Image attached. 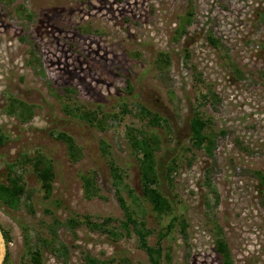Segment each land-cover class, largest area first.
<instances>
[{
    "label": "rangeland",
    "instance_id": "obj_1",
    "mask_svg": "<svg viewBox=\"0 0 264 264\" xmlns=\"http://www.w3.org/2000/svg\"><path fill=\"white\" fill-rule=\"evenodd\" d=\"M196 112L209 118L212 156L190 140ZM128 129L159 138L157 162L175 159L158 184L172 213L144 197ZM0 136V182L21 153L53 172L47 195L31 163L16 167L29 199L0 203L1 264L7 252L8 264H31L36 249L41 264H149L134 231H121L118 194L150 245L166 233L161 264H222L218 229L232 264H264V0H0ZM105 218L118 239L86 223Z\"/></svg>",
    "mask_w": 264,
    "mask_h": 264
},
{
    "label": "trees",
    "instance_id": "obj_2",
    "mask_svg": "<svg viewBox=\"0 0 264 264\" xmlns=\"http://www.w3.org/2000/svg\"><path fill=\"white\" fill-rule=\"evenodd\" d=\"M190 19L191 18L189 14L179 21L178 26L175 28V33L178 36L185 32L187 25L191 21ZM210 40H212V38H210ZM211 97H214V95L210 93L202 94V98L205 101H211ZM11 105V112H13L18 105ZM19 107L21 115L25 117L24 114H27L28 112L27 107L23 104H20ZM142 109L144 110V107H142ZM145 111L147 114L151 115L152 122L158 123V118L154 114L147 110ZM198 113L199 112H196L189 122L190 140L203 146L206 154L212 156L213 150L215 149V136L211 131L209 118H202ZM57 136L67 144V148L71 156L76 159V157H78L79 150L76 147L73 139L63 132L58 133ZM127 137L129 145L134 151V154L141 155L139 158V170L144 197L149 201L153 207V210L158 214L172 213V204L170 200L162 194L158 184L160 178L163 176L166 180H170V176L176 168L175 159L171 158L172 160L167 164L163 162H157L155 152L159 149V138L156 135L146 136L142 133L134 132L132 129H128ZM1 139L2 138L0 136V142ZM26 163L32 164L37 175V179L40 182V186L46 192V194L48 195L51 191V181L53 178L52 167L45 161L42 155L30 156L26 153H21L15 161L7 163L8 168L6 179L5 181L0 182V203L11 209H17L19 207L23 196H25L27 200L29 199L22 175L16 171L17 166ZM257 173L264 185V174H261L259 171H257ZM113 175L116 180L121 181V175L117 173V170H113ZM84 181L86 190L90 189L88 178H85ZM117 198L125 215V219L121 221V231L123 232L124 230L126 235H129L131 231H134L137 236L138 246L147 254L150 262L149 264H161V241L165 237L166 233L159 232L156 245H150L147 240L150 231L145 227L144 222L137 220L136 216L134 215L136 210L133 212V210L126 205L125 200L121 195L118 194ZM29 206L30 204H28V207ZM173 219L175 220L176 218ZM110 221V218H105L100 223L90 222L89 220H86V223L89 225L90 229H101L108 235L112 236L114 240H116L120 237V235H122V232L117 229L105 227ZM172 225L173 224L170 223L168 229H171ZM3 234L4 238L6 239L4 231ZM217 234L218 236L215 239V250L221 257L222 264H232L227 244L223 237L220 236V229L216 231V235ZM28 239V230L27 228H23V241L25 247L29 246ZM3 264H8V252ZM31 264H41L40 252L37 249L31 251ZM85 264H107V262L100 261L97 258L86 255Z\"/></svg>",
    "mask_w": 264,
    "mask_h": 264
},
{
    "label": "water",
    "instance_id": "obj_3",
    "mask_svg": "<svg viewBox=\"0 0 264 264\" xmlns=\"http://www.w3.org/2000/svg\"><path fill=\"white\" fill-rule=\"evenodd\" d=\"M0 243H1V255H0V264H1L5 252V238L1 227H0Z\"/></svg>",
    "mask_w": 264,
    "mask_h": 264
},
{
    "label": "bare ground",
    "instance_id": "obj_4",
    "mask_svg": "<svg viewBox=\"0 0 264 264\" xmlns=\"http://www.w3.org/2000/svg\"><path fill=\"white\" fill-rule=\"evenodd\" d=\"M0 255H1V243H0Z\"/></svg>",
    "mask_w": 264,
    "mask_h": 264
}]
</instances>
